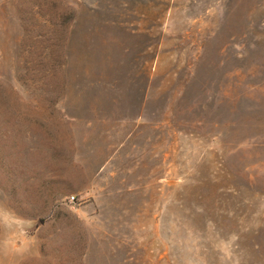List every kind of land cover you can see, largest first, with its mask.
<instances>
[{"label": "rangeland", "instance_id": "obj_1", "mask_svg": "<svg viewBox=\"0 0 264 264\" xmlns=\"http://www.w3.org/2000/svg\"><path fill=\"white\" fill-rule=\"evenodd\" d=\"M0 264H264V0H0Z\"/></svg>", "mask_w": 264, "mask_h": 264}]
</instances>
